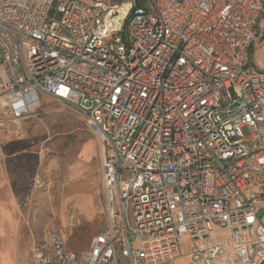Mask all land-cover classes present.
<instances>
[{"label": "built area", "instance_id": "obj_1", "mask_svg": "<svg viewBox=\"0 0 264 264\" xmlns=\"http://www.w3.org/2000/svg\"><path fill=\"white\" fill-rule=\"evenodd\" d=\"M263 50L264 0H0V131L44 96L103 148L99 232L28 264H264Z\"/></svg>", "mask_w": 264, "mask_h": 264}, {"label": "rangeland", "instance_id": "obj_2", "mask_svg": "<svg viewBox=\"0 0 264 264\" xmlns=\"http://www.w3.org/2000/svg\"><path fill=\"white\" fill-rule=\"evenodd\" d=\"M251 61L264 68V50ZM41 104L10 136L0 131V264H28L51 221L69 250H85L105 215L101 142L73 104L44 96Z\"/></svg>", "mask_w": 264, "mask_h": 264}, {"label": "crops", "instance_id": "obj_3", "mask_svg": "<svg viewBox=\"0 0 264 264\" xmlns=\"http://www.w3.org/2000/svg\"><path fill=\"white\" fill-rule=\"evenodd\" d=\"M259 60H260V59H259ZM259 60H258V63H257V64H260V63H259ZM252 64H253V63H252ZM257 64L254 65V66L257 67V68H259V67L257 66ZM261 64H262V63H261ZM31 259H32V258H31Z\"/></svg>", "mask_w": 264, "mask_h": 264}, {"label": "bare ground", "instance_id": "obj_4", "mask_svg": "<svg viewBox=\"0 0 264 264\" xmlns=\"http://www.w3.org/2000/svg\"><path fill=\"white\" fill-rule=\"evenodd\" d=\"M102 148V147H101ZM102 150H103V148H102Z\"/></svg>", "mask_w": 264, "mask_h": 264}]
</instances>
